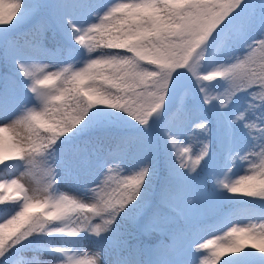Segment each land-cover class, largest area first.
<instances>
[{
	"label": "snow or ice",
	"instance_id": "obj_1",
	"mask_svg": "<svg viewBox=\"0 0 264 264\" xmlns=\"http://www.w3.org/2000/svg\"><path fill=\"white\" fill-rule=\"evenodd\" d=\"M104 109L134 122L146 158L129 163L135 137L95 120ZM16 129L18 159L0 136V165L40 178H0V264H199L210 213L264 201V0H0V134ZM241 161L252 174L224 182ZM221 243L208 264H264V224Z\"/></svg>",
	"mask_w": 264,
	"mask_h": 264
},
{
	"label": "trees",
	"instance_id": "obj_2",
	"mask_svg": "<svg viewBox=\"0 0 264 264\" xmlns=\"http://www.w3.org/2000/svg\"><path fill=\"white\" fill-rule=\"evenodd\" d=\"M254 35L258 36L260 34L259 29H257L254 33ZM97 51H100L99 49ZM208 54L205 53V57L207 59ZM201 68L205 66V61L200 62ZM69 65L63 64L62 67H68ZM224 90V85L220 82H216V84L212 85L211 91L213 93H219ZM249 100V97L245 94L239 95L236 100L234 101V104L232 106V109L230 110H243L247 106L246 102ZM95 120L110 125L112 128H115L117 131L122 132L130 137H135V141L133 145L131 146L129 150V163L134 164L139 162L140 160L146 158L149 153L145 151L146 142L143 139L142 133L138 131L136 127H134V122H130L125 119L123 113H112L111 110L104 109L103 111L97 112V114L94 117ZM0 136L3 137V148L4 152L9 151L11 154H13V149L16 147L13 142H11L10 138L7 134L2 133ZM195 147V146H194ZM249 160L255 161L256 165L258 166L261 158L258 154H254L253 156L249 157ZM10 161L6 160L3 165H0V178L3 179H15V176L20 172V169L17 167H13L11 169H8L6 167L7 163ZM254 170L253 164L247 163V162H237L235 166L230 169L224 176L225 179L230 180L232 182H235V180H238L241 175L244 174H252ZM258 170V168L256 169ZM6 194L8 195L9 199L11 200H19L21 196L17 195L11 188L6 190ZM232 195V194H229ZM233 199L237 202V205L239 204H251L256 205L258 213L261 215V212H264V201H261L259 197H245L240 194H236L233 196ZM225 210L227 211L232 206L228 205L227 203L224 205ZM216 214L217 217H221L222 214L220 213H210ZM256 227L257 229L261 224H264V219H258L256 221ZM202 234V231L199 230L196 239L200 237ZM159 239H163L162 237H159ZM42 243H46V241H42ZM55 244L57 246H60L62 244L63 247L70 250L72 243L71 242H61L59 240L55 241ZM37 254L34 251H28L25 252L24 255L28 258H31L32 255ZM40 258L42 260H46L48 264H52L53 258L48 255L47 253H40ZM221 260L223 257H221ZM223 261V260H222Z\"/></svg>",
	"mask_w": 264,
	"mask_h": 264
},
{
	"label": "rangeland",
	"instance_id": "obj_3",
	"mask_svg": "<svg viewBox=\"0 0 264 264\" xmlns=\"http://www.w3.org/2000/svg\"><path fill=\"white\" fill-rule=\"evenodd\" d=\"M116 2L117 3L127 2V0H116ZM5 134L8 135L11 142H13V144L16 147L19 145L21 138L24 137L25 135V133L20 129H16L15 131H9L6 132ZM197 147L198 146L194 147V151L196 150ZM39 159L40 158L37 157L38 162ZM112 175L117 179H121L123 178L124 173L121 170H117L114 171ZM39 178H40L39 167L35 172V179L32 175L24 176L23 178H21L20 172L15 176V179H17L19 183L23 184L25 188H28L29 186L35 187V180ZM82 178L90 179V177L88 176H84ZM63 180L64 182L61 184L59 188L60 192L71 194L73 195V197H76L77 194H80L74 184L72 175L70 174L64 175ZM258 219H264V216L258 213L256 205H251V204H239L235 208L228 209L226 218L223 215H221V217H217L216 214H212V215L209 214L206 218V222L204 226L200 229L202 231V234L200 235L199 239H197V241L199 243H208L209 241L214 240L217 242V244L212 245L211 247L206 249L199 248V243L197 244V248H199V251L196 252V255L199 258V264H208V262L212 258V250L213 248L217 247V245H219L220 247H226V245L221 243V238L225 237L227 231H229L232 227H237V228L254 227L257 224L256 221ZM237 237H241V234L237 233ZM93 246H94L93 241L91 240L84 241L85 251H89ZM74 251L75 249L73 248L72 245L70 252H74ZM231 255H233L231 252L224 251L223 254L221 255V257H223L222 260L227 259ZM222 260L221 258H219L218 264H223ZM238 264H240V262H238Z\"/></svg>",
	"mask_w": 264,
	"mask_h": 264
}]
</instances>
